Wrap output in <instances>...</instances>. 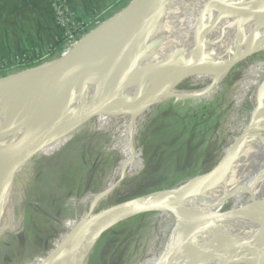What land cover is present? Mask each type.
<instances>
[{"label":"rangeland","instance_id":"1","mask_svg":"<svg viewBox=\"0 0 264 264\" xmlns=\"http://www.w3.org/2000/svg\"><path fill=\"white\" fill-rule=\"evenodd\" d=\"M45 56L36 57L42 58L37 63L53 58ZM23 69H8L0 77ZM220 74L217 69L204 71L179 88L181 92L201 91L217 82L202 95L175 97L143 112L136 122L132 158L121 137L133 107L120 106L106 110L24 166L14 181L13 217L18 230L0 235V264H46L90 211L93 197L112 182L117 184L115 189L98 203L93 215L155 191L182 187L222 164L253 121L255 92L264 81V49L237 63L222 81ZM254 204L249 190L234 194L220 213L251 209ZM176 227L173 215L160 210L126 220L99 239L88 264H157L170 250L167 239ZM225 240L237 243L227 249L228 255L206 253L207 264L242 263L251 244L248 233ZM229 255L232 260L226 259ZM177 258L178 252L162 264H180Z\"/></svg>","mask_w":264,"mask_h":264},{"label":"water","instance_id":"2","mask_svg":"<svg viewBox=\"0 0 264 264\" xmlns=\"http://www.w3.org/2000/svg\"><path fill=\"white\" fill-rule=\"evenodd\" d=\"M174 2L175 0H132L120 11L92 29L63 55L38 66L0 77V89L6 85L26 86L28 88L26 97L31 108L30 123L20 124L16 130L11 132L0 131V203L1 198L14 184L24 166L45 149L65 140L91 123L106 110L120 106L133 107L132 119L128 126L130 130L128 141H132L137 119L147 109L175 97H197L209 90L208 87L201 91H180L179 88L184 81L212 69L209 67L182 72L178 68L183 64L184 57L172 66L166 82L153 80L150 86L145 87L142 84L141 80L147 69L141 68L140 63L147 53L149 42L153 36L160 33L164 23L167 22V15ZM233 9V7L213 10L209 8L204 12H198L190 27L189 37L183 51H190L192 46L196 47L201 43L204 26L208 21H215L219 18L217 15L225 14L228 23L233 24L239 17L236 14L232 15ZM262 49L264 48L233 62L222 74L229 73L237 63ZM192 52H195V49L190 51L191 54ZM161 53H164V50H161ZM77 70L81 73L85 88L78 97L75 93ZM254 118L255 114L250 126L233 146L224 164H220L200 178L204 179L210 175L221 176L228 169L240 143L250 132ZM9 134L12 141L3 147L2 141ZM128 166L129 164H126L123 167V175L118 183L123 179ZM116 185L93 197L90 211L60 243L46 264H58L66 255L70 245L83 237L91 227L103 226L96 235L93 244L95 246L96 242L115 226L153 210L166 211L173 215L177 224H184L180 229L176 227L174 234L169 235L167 241L171 248L157 264H162L167 257L174 256L181 246L180 243L187 238L192 242L215 240L214 247L207 253L213 257L228 255L229 252L221 254L220 251L221 246L225 245V239L247 234L254 228L255 223L264 222V208L256 206L251 209L218 214L195 215L193 212H187L182 209L179 198L186 184L179 188L159 190L121 202L96 216L93 215L94 208L112 193ZM200 190H197L198 194ZM200 218L217 220L219 224H212V227L216 226L218 229L210 234L200 233L201 230L209 229V225L202 227L195 225ZM227 220L231 222L228 225L224 224ZM228 246L224 247L225 251L229 248ZM251 255L254 254L246 253L245 257L251 258ZM231 256H226V259L232 260ZM176 261L186 264L181 258H177Z\"/></svg>","mask_w":264,"mask_h":264},{"label":"bare ground","instance_id":"3","mask_svg":"<svg viewBox=\"0 0 264 264\" xmlns=\"http://www.w3.org/2000/svg\"><path fill=\"white\" fill-rule=\"evenodd\" d=\"M232 7L235 12H231L232 15L239 16L233 24L228 23L225 14L217 15L219 18L215 21H208L204 26L201 43L189 49L190 51L195 49V52L191 54L188 50L183 51L189 37L190 27L198 12H204L209 8L213 10ZM164 24L160 33L153 36L149 42L147 53L140 63L141 68L147 69L144 71L146 74L142 78L143 80H141L144 87L150 86L153 80L166 82L172 66L181 57H184V62L178 68L180 71L186 72L210 67L221 70L219 81H222L226 75L222 73L233 62L264 48V0H175L167 15V22ZM161 50H164V53H161ZM185 53H189V56L183 55ZM79 70L75 77L77 97L85 90ZM216 84L217 82L210 85L209 89ZM27 90L26 86L20 85H6L0 89V131L11 132L16 130L20 124L30 123L31 108L26 97ZM255 99L257 104L253 125L245 136L246 138L244 137L240 143L228 169L221 176L210 175L204 179L198 177L188 180L189 182L179 194L183 210L193 212L195 215L218 214L223 204L234 194L249 190L254 196V206L264 208V81L257 88ZM129 133L130 130L127 128L121 138L126 141L127 153L132 158L136 154L135 129L132 141H128ZM11 141L12 137L9 134L2 141V146L9 145ZM129 160L127 164H130ZM113 186L114 183H110L108 190ZM198 189H201L199 194L197 193ZM13 192L14 184L1 198L0 235L4 231L18 230V223L13 217L15 210ZM212 224L219 223L213 218H200L195 222V225L199 227L209 225L208 230L199 231L207 234L218 229L216 226L212 227ZM183 226V223H178V229ZM102 228V225L91 227L83 237L70 245L66 255L58 264H88L95 247L93 244L96 235ZM199 232L196 231V233ZM176 238L178 239V236ZM248 239L251 244L247 253L254 255H251V258L244 257L241 264H260L264 259V222L255 223L251 232H248ZM213 243L216 242L212 239H206L204 242H192L187 238L180 243L181 246L177 249L178 257L186 264H207L206 253L211 249ZM227 243L225 240V245L221 246L222 250L220 251L224 254L230 251H225V246L229 245L228 247H230L237 242ZM188 258L189 261H187ZM180 264L183 262L180 261Z\"/></svg>","mask_w":264,"mask_h":264},{"label":"crops","instance_id":"4","mask_svg":"<svg viewBox=\"0 0 264 264\" xmlns=\"http://www.w3.org/2000/svg\"><path fill=\"white\" fill-rule=\"evenodd\" d=\"M119 1L69 0V7L81 19L94 22L112 11H120L132 0ZM60 37L51 0H0V61L15 67L14 58L21 52L31 58L46 55L58 46ZM63 47L66 53L67 48Z\"/></svg>","mask_w":264,"mask_h":264},{"label":"built area","instance_id":"5","mask_svg":"<svg viewBox=\"0 0 264 264\" xmlns=\"http://www.w3.org/2000/svg\"><path fill=\"white\" fill-rule=\"evenodd\" d=\"M51 9L53 11L55 24L61 34L60 43L63 44V46H66V48L72 47L81 40L92 30L93 27L91 26L93 23L97 22V20L94 22H87L78 17L70 9L69 0H51ZM53 50L46 54L45 58H50ZM39 60H42V58H31L27 53L21 52L14 58V66H27L28 64L38 62ZM15 67L5 61H0V73Z\"/></svg>","mask_w":264,"mask_h":264},{"label":"trees","instance_id":"6","mask_svg":"<svg viewBox=\"0 0 264 264\" xmlns=\"http://www.w3.org/2000/svg\"><path fill=\"white\" fill-rule=\"evenodd\" d=\"M120 1H122V0H120ZM119 1V2H120ZM124 3H121V5H123ZM128 4V3H127ZM125 5V4H124ZM115 14V13H114ZM112 16V15H111ZM110 16V17H111ZM108 19V18H107ZM106 19H105V17H102V18H100L97 22H95V23H93V25L91 26V27H97L100 23H102L103 21H105ZM93 29V28H92ZM64 47H63V44H61V43H59L58 44V46L55 48V50H53V52L51 53V55H50V58H54V54L56 55L57 54V52H60L62 49H63ZM52 58V59H53ZM40 63H37V62H32V63H30V64H28L27 66H20V67H18V68H30V67H34V66H38ZM0 74H2V73H0Z\"/></svg>","mask_w":264,"mask_h":264}]
</instances>
